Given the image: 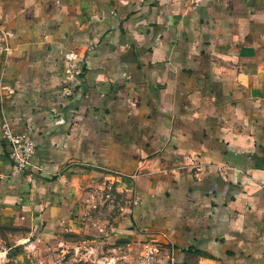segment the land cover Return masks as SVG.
Returning a JSON list of instances; mask_svg holds the SVG:
<instances>
[{"label":"crops","instance_id":"0c3cea01","mask_svg":"<svg viewBox=\"0 0 264 264\" xmlns=\"http://www.w3.org/2000/svg\"><path fill=\"white\" fill-rule=\"evenodd\" d=\"M0 28V123L34 142L15 168L0 132L9 264L150 238L159 264H264V0H0Z\"/></svg>","mask_w":264,"mask_h":264},{"label":"built area","instance_id":"2783aa9c","mask_svg":"<svg viewBox=\"0 0 264 264\" xmlns=\"http://www.w3.org/2000/svg\"><path fill=\"white\" fill-rule=\"evenodd\" d=\"M7 33L0 28V58L7 54L9 46L7 44ZM76 54L72 50L64 53L65 58V74L62 82L58 85V93L62 97H68L73 91L74 76L79 74L80 68L76 63ZM0 132L2 137L8 142L9 149L7 156L15 168H23L30 163V155L34 148V142L31 138L23 133H14L5 122L0 123ZM102 196L105 201L119 202L122 200L120 196L111 191L110 185H105L102 189ZM118 209L120 205L116 206ZM32 247V245H31ZM161 245L156 239H144L139 244V251L136 255V264H159L158 255ZM86 253V251H85ZM170 264L173 263V257L170 253L166 255ZM99 263L110 264L112 257L99 255Z\"/></svg>","mask_w":264,"mask_h":264},{"label":"rangeland","instance_id":"374dc122","mask_svg":"<svg viewBox=\"0 0 264 264\" xmlns=\"http://www.w3.org/2000/svg\"><path fill=\"white\" fill-rule=\"evenodd\" d=\"M19 231L24 232V226L0 224V249H3L5 245L12 242V233ZM27 242V241H26ZM24 242V244H26ZM93 243H82L75 241L72 243L61 242L57 249L52 247L44 248L37 253H34V249L29 245L23 248L24 254H27L26 264H92L99 262V255H105L110 253L106 251H95L93 248ZM15 247L8 249L6 255H11L14 259V264H20L15 258ZM61 249V251H60ZM10 250V251H9ZM86 251V253H85ZM36 252V251H35ZM34 254V255H33ZM109 258V257H108ZM0 264H9V259L0 253ZM25 264V263H24Z\"/></svg>","mask_w":264,"mask_h":264}]
</instances>
